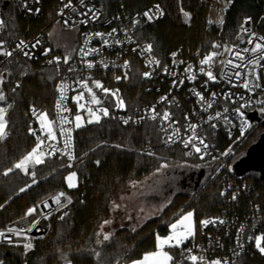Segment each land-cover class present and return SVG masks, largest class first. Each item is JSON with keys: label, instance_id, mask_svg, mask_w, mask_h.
<instances>
[{"label": "trees", "instance_id": "1", "mask_svg": "<svg viewBox=\"0 0 264 264\" xmlns=\"http://www.w3.org/2000/svg\"><path fill=\"white\" fill-rule=\"evenodd\" d=\"M6 2L8 6L4 8V13L7 25L2 39L7 45H11L17 37L30 36L42 29L48 31L54 25L55 0L47 1L45 14L36 20L18 16L12 0H0L1 5ZM106 2L112 9L120 8L131 13L152 3H159L163 7L165 15L162 20L154 25L140 27L138 31L141 42L151 44L155 55L163 60H167L168 55L178 49H182L186 56H193L196 53H209L213 50L212 45L219 41L233 42L239 26L248 16L256 24L259 23L258 27L264 33V20H260L264 16V0H230L222 30L215 25L218 7L209 0ZM185 12L189 13L190 19L185 17ZM55 54L61 53L50 50L48 56L36 61L14 56L3 69L8 71V78L1 85L7 99L0 102V107L7 104L12 107L6 117L10 136L0 142V229L24 215L29 207L55 190L69 192L73 203L65 212L51 218V231L47 238L26 254L23 247L0 245V261L5 264H20L22 261L26 264L129 263L143 255L145 245L152 243L156 233L166 235L169 222L188 209L194 211L196 227L204 218L221 211V174H216L214 162L203 158L214 167L192 195L175 196L160 216L147 221L135 231L118 228L108 240L100 238V228L111 218V200L120 186L130 180L142 179L158 169L164 161L184 158L180 150L160 146L159 132L153 124L124 126L114 113L101 117L98 123L74 129L75 159L69 161L60 156H45L44 163L29 169L28 174L15 169L4 175L38 142L30 132V129L36 128V123L32 122L31 108L40 114L46 113L53 121L60 74L56 66L48 64L47 60ZM139 63L138 58L134 57L131 79L122 86L129 108L150 103L153 99L146 92ZM256 123L248 139L240 147H235L230 163L245 158L248 150L260 140L263 130L259 129L261 126L263 128V120ZM147 146L155 148L146 149ZM196 159L199 158H189ZM33 172L35 176L31 175ZM72 172L76 173L78 184L68 189L66 178ZM230 174L255 186L264 216V179L255 171L241 177ZM33 180L36 182L33 183ZM27 185L31 186L20 192V188ZM61 216L64 218L60 219ZM172 252L175 254L174 248ZM236 264H264V257L255 250L253 254L241 256Z\"/></svg>", "mask_w": 264, "mask_h": 264}, {"label": "built area", "instance_id": "2", "mask_svg": "<svg viewBox=\"0 0 264 264\" xmlns=\"http://www.w3.org/2000/svg\"><path fill=\"white\" fill-rule=\"evenodd\" d=\"M47 1L49 0H12V3L14 11L18 16L36 20L45 14ZM68 3L69 0H55L53 23L63 30L77 32V48L75 54L70 57L67 64L63 62L64 56L61 54H55L47 60L48 64L56 66L60 74L56 87L57 94L53 116V125L58 143L46 139L47 132L41 129L38 123L40 113L36 110V114L34 115L32 111L34 108H31L32 122L36 123L35 131L37 135H40L45 140V144L41 145L40 150L46 153V157L60 156L68 160L67 156H63L60 153L51 156L47 155V145L49 143H57V147L63 148V138L60 137V118L67 116L70 120H73L75 113L77 114L78 104L73 98L78 93L84 92V99L80 103H86V101L90 100L89 94L78 83L80 80H86L89 87L93 88L97 97L102 101L101 105H91L93 110L97 107L108 108L109 114H116L118 120L124 126L153 124L159 132L160 146L165 149H178L188 158L201 157L204 152L202 145H198L202 148V153H196L192 149L191 144L188 148H185L181 142L182 139L191 135V131L187 130L189 124H195L197 125V136L203 138L204 142L209 145L206 150L207 154H203V158L214 162L216 174H221V211L203 220H223L224 223L220 224L217 222L209 224L207 227H203L199 223L194 237L183 243L180 248L174 247L175 254L172 264H191L190 261L184 258L187 255L184 251L186 249H192V254L203 255L206 261L219 259L221 264H224L225 261H227V264H236L241 256L253 254L255 250L258 251L254 240H250L248 237L264 234V216L260 195L254 185L231 176L229 160H231L235 152V147H240L254 130V127L242 125L234 109L240 107L241 104L247 103L248 106L243 111L250 124L252 120L249 118V113L260 111L264 106V60H261L260 66L255 68V72L261 75V79L258 81L261 87L254 88L252 91L245 89L242 84L243 80L247 78L250 81L249 87L252 88L257 83L254 76H242L241 80L237 81L235 76L232 75L237 69H232L230 66L225 68L221 64V61L232 59L236 51L242 52L245 57V61L243 62L245 64L254 55H259V53L243 52L244 49L253 47L252 44L248 43L249 39L259 42L258 38L264 37V33L258 27L259 23L256 24L249 16L245 17L239 26L238 33L233 42L219 41L216 43L221 45V47L213 48L209 52L215 51L220 53V55L215 57L214 63L211 65V70L217 76V80L213 82L208 81L207 76L200 72V61L209 53H196L193 56H186L182 49H178L170 53L167 60H163L155 55L153 48L150 53L144 51L145 46L148 44L141 42L138 31L140 27L154 25L163 19L165 12L159 3H152L134 13L126 12L120 8L112 9L106 0H83V3H81V0H71V6L65 8L64 5ZM155 5L160 6L163 15L154 18L152 21H148L143 14L149 9H154ZM225 7H221L223 23L217 25L221 30L223 29L227 10ZM36 9L40 10L39 13L36 12ZM89 9L92 11L90 12ZM93 13H95V18H93ZM246 18H250V21L244 24ZM0 20L3 21V26L0 27V41L3 42V47L12 51L15 49L16 44L23 40L28 45L24 51L31 53V58L26 57L20 50H15L11 57L0 55V73H3L4 80H6L8 78V71H4L3 69L14 56H19L23 60L36 61L48 56L50 51L47 52V55L44 54L45 50L49 49L47 31L45 29L30 36L17 37L11 45H7L5 40L2 39L7 25V16L1 4ZM260 20H264V16ZM133 21H139V23L133 25ZM242 25L248 29L247 33L242 31ZM113 29L116 30L115 33H113ZM96 33L103 35L97 36L95 35ZM109 33H112V35H109ZM251 33H255V37H252ZM105 39L108 40V45L103 43ZM116 40L121 41V43L116 44ZM37 41H40V43L36 44ZM33 44H36L35 48L32 47ZM88 48L99 49V52L82 57L81 49L87 50ZM225 48L231 51L225 52ZM173 53H176L175 57L172 56ZM55 57H60L59 63L55 62ZM134 57H137L140 61L142 78L146 83V92L153 99L150 103L129 108L124 98L122 86L131 79V73L134 68ZM152 57L158 59L160 64H149L148 60ZM85 60L93 62L94 67L88 69L83 62ZM49 61H53V63H49ZM101 61L106 63L108 67L105 68ZM125 61L128 62L127 69L122 67ZM236 63H241V61L237 60ZM189 65H191V73L185 72V69ZM203 67L207 70L209 66L205 65ZM70 68L72 69L71 71L69 70ZM165 68L168 69V72L164 71ZM251 69L252 66L248 65L247 68L238 70L244 73ZM125 72L127 73L126 79L124 78ZM145 72H150L151 76L145 78L143 76ZM222 72L224 73L223 76H221ZM172 73H175V75H172ZM190 74L195 75L194 80L187 79ZM117 76H120L121 79L116 80ZM93 81H99L104 88L113 91L118 89V95L124 100L125 107L123 109L117 107L116 98L111 95H105L101 89L95 88ZM174 81L176 82L175 86H173ZM180 81H183V83L181 84ZM61 85L64 86L65 97L61 106L68 109L69 111L67 112H60L57 109V102L60 101L61 97ZM196 92L203 95L204 101H201L195 95ZM212 93L216 94L215 97L212 96ZM162 97H166V99L161 100ZM207 102L212 103L211 108H207ZM153 107H155V113L150 111ZM165 111L171 114L170 121H161L159 116L155 120L151 119L152 115H162ZM218 112L220 113L219 117L216 116ZM81 113L84 115L87 111L80 110L79 114ZM101 117H103L102 114ZM209 117H212V119L209 120ZM124 119H129V123L124 124ZM172 121L176 123H172ZM64 127L73 128L72 154L74 155V121L72 124L64 125ZM176 128L180 129L179 138L173 137L175 142L165 143L167 137ZM242 128L244 132L243 136H241ZM9 136L10 134L8 133L7 137L0 140V142L7 140ZM194 142L198 144V141ZM154 148V146H147L146 149L153 150ZM189 152L191 154L186 155ZM225 152L229 154L222 155ZM60 192H64L66 197L71 198L72 202L70 204L67 203L65 198H61L62 202L66 204L65 207H59L52 202L51 198ZM233 195L236 196L235 200L232 199ZM46 200L51 207L44 208L43 202ZM72 203V196L63 189L55 190L44 196L35 203V205H40L34 214L35 219L39 220V224L31 232L25 233V235L20 237L13 236L14 243H9L0 238V245L23 247V244L30 240L33 247L27 252L31 251L38 242L45 240L49 235L51 231V218L65 212ZM42 213L48 214L47 218ZM24 215L13 219L5 227L1 228L0 231L6 232L9 227H28L33 217L23 219ZM241 229L243 230L241 231ZM0 264H5V262L0 261ZM20 264L26 263L22 261Z\"/></svg>", "mask_w": 264, "mask_h": 264}, {"label": "snow or ice", "instance_id": "3", "mask_svg": "<svg viewBox=\"0 0 264 264\" xmlns=\"http://www.w3.org/2000/svg\"><path fill=\"white\" fill-rule=\"evenodd\" d=\"M81 3H83V0H81ZM70 6H71V0H69L68 4L64 5L65 8L70 7ZM39 11H40L39 9H36L37 13H39ZM89 11L91 12L92 10L89 9ZM143 15H144V17L147 18L148 21H152L154 18H158V16L163 15V11L160 9L159 5H155L154 9H149L148 11L144 12ZM184 15H185V17H189V13H187V12H185ZM93 18H95V13H93ZM249 21H250V18H246L244 21V24L249 23ZM218 22L223 23V20L220 19ZM137 23H139V21H133V25H135ZM2 26H3V21L0 20V27H2ZM241 27H242L243 32H245V33L248 32V29L245 28L243 25ZM115 31L116 30L113 29V33H115ZM95 35L102 36L103 34L96 33ZM109 35H112V33H109ZM250 35L252 37H255V33H251ZM258 41L259 42H255L253 39H249L248 43L252 44L253 47L250 49H244L243 50V52H250L252 54L259 53V55H254L253 58L248 59L247 64L243 63L245 61V57L242 54V52H240V51H236L234 53L232 59H228L226 61H221V64L225 68L230 66L232 69H237L236 71H234L232 73V75L235 76L237 81L241 80L242 76H244V77L254 76L255 77V80L257 81V83H255L252 88L249 87V84H250L249 79L245 78L243 80L242 86L245 89H248L249 91H252L254 88L261 87V85L258 83V81L261 79V75L255 72V68L257 66H260L261 60H264V37H259ZM39 43H40V41L36 42V44H39ZM103 43L105 45H108L109 42H108V40L105 39L103 41ZM115 43L120 44L121 41L116 40ZM36 44H33L32 47L35 48ZM27 47H28V45L23 40H21L18 44H16L15 49H13L12 51H9L3 47V42L0 41V55H3L5 57H11L15 50H20L21 52H23V54L26 57L31 58V53L28 51H24V49ZM212 47L214 49L220 48L221 45L213 44ZM224 50H225V52L231 51L228 48H225ZM48 51H50V49L45 50L44 54L47 55ZM144 51L150 53L152 51V45L151 44L146 45ZM98 52H99V49H94V48H88L87 50L81 49L82 57H87L88 55H90L92 53H98ZM218 55H220V53L213 51V52L209 53L208 55H206L200 61V64H201L200 72L204 73L207 76L208 81L215 82L217 80V76L214 75L213 71L211 70V65H212V63H214V59ZM172 56L175 57L176 53H173ZM69 59H70V57L68 55H66L63 58V62L65 64H67L69 62ZM54 60H55V62L59 63L60 57H55ZM237 60L241 61V63H236ZM83 62L85 63V65L88 69H91L94 67L93 62H91V61L85 60ZM49 63H53V61H49ZM101 63L103 64V66L105 68L108 67V65L106 63H103V61H101ZM148 63L149 64L154 63L156 65H159L160 61L158 59H156L155 57H152L151 59L148 60ZM174 63H175V60H174ZM205 65L209 66L207 70L205 69V67H203ZM248 65L252 66L251 70H248L244 73H242L241 71L238 70L241 68H247ZM122 67L127 69L128 68V62L125 61L124 65ZM69 70L71 71L72 69L70 68ZM164 71L168 72V69L165 68ZM185 72L191 73V65H189V67L185 69ZM172 75H175V73H172ZM223 75H224V73L222 72L221 76H223ZM143 76L145 78H149L151 76V73L145 72V73H143ZM124 78L125 79L127 78L126 72H125ZM120 79H121L120 76L116 77V80H120ZM187 79L194 80L195 75L190 74L187 77ZM3 83H4V75H3V73H0V85H3ZM78 83L80 84L81 88H83L89 94L90 100L86 101V103H80V101L84 99V92L78 93V95L73 98L78 104L77 114L74 117L75 128H80L82 126L83 117L79 114L80 110H86L87 113L89 114L90 118L87 120V123H93V122L98 123L101 119V114L104 117L109 116L108 108L97 107L95 110H93V108L91 107V105H101L102 101L97 97L96 93L93 91V88L89 87L87 81L86 80H80ZM175 83L176 82L174 81L173 86H175ZM180 83L182 84L183 81H180ZM93 85L95 88L101 89L105 95H111L112 97H115L117 107H119L121 109H123L125 107L124 100L122 98H120L118 95V93H119L118 89L113 91V90L104 88L103 85L101 84V82H99V81H93ZM13 91H15V89H13ZM60 92H61V97H60V101L57 102V109L60 112H67L69 110L66 108H63L61 106L62 101L65 98L63 85L60 86ZM195 95H197L201 101H204V97L201 93L196 92ZM215 95H216L215 93H212L213 97H215ZM6 99H7L6 95L4 94V92L2 90H0V102H5ZM165 99H166V97L161 98V100H165ZM247 106H248L247 103L241 104L240 107L234 109V111L237 114V116L240 118L242 125L250 127L251 125L249 124L247 118L245 117L244 111H243V109ZM11 107H12L11 104H7V106H5V107H0V140L5 139L8 135V133H7L8 120L6 119V117H7L8 110ZM211 107H212V103L207 102V108H211ZM32 111H33V114L35 115L36 110L33 109ZM150 111L155 113V107H153ZM225 111H227V109H225ZM261 112L264 113V108H261ZM158 116L161 119V121H170L171 114L169 112L165 111L162 113V115L161 114L152 115L151 119L155 120V119H157ZM216 116L219 117L220 113L218 112L216 114ZM38 119L40 121V128L43 130H46V132H47L46 139L48 141H56L58 143L56 132L53 128L54 122L47 119L46 113H41L38 116ZM186 119H187V117H186ZM211 119H212V117H209V120H211ZM72 123H73V120H70L67 116H62L60 118V137L63 138V148L57 147V143H49L47 145V148H48L47 155L51 156V155H55L56 153H60L63 156H67L69 161L75 159L74 155L72 154V132H73V128L72 127H64V125L72 124ZM123 123L128 124L129 119H124ZM172 123H176V122L172 121ZM213 127H215V126L213 125ZM196 128H197V125L189 124L187 130L191 131V135L188 136L187 138L182 139L181 142L183 143L185 148H188L189 145L191 144L192 149H194V151L196 153H202V148L200 146H198V145H202L203 150H204L203 154H207L206 150L208 149L209 145L204 142L203 138L197 136ZM30 132L32 135L36 136V139L38 141L36 146L29 153H27V155H25L17 163H15L11 168H8L3 173L4 175H8L9 173L14 171L15 169H19V170L23 171L25 174H28V166L30 164L35 166V165H40V164L44 163V156L46 153L40 149H41V145L45 144V140L42 139L40 135H37L35 130L30 129ZM179 133H180V129L176 128L173 131V133L167 137V140L165 141V143L175 142L173 137L179 138ZM243 134H244V132H243V128H242L241 136H243ZM194 141H198V144L195 143ZM152 154L153 153H149V155H152ZM190 154H191L190 152L186 153V155H190ZM203 154H202L201 158H203ZM228 154H229L228 152H225L222 155H228ZM213 158L215 159V157H213ZM96 163L99 164V161H97ZM165 167H167L166 164L161 165V168H165ZM158 171H159V169H158ZM31 175L35 176V173L34 172L31 173ZM66 179H67L69 188L76 187V183H75L76 173L75 172L70 173ZM35 182L36 181L33 180V183H35ZM30 186L31 185H27L25 187L20 188V192L26 191L27 187H30ZM221 195H223V193H221ZM61 198H65L67 200V203H69V204L72 202L71 198L66 197V194L64 192L58 193L56 196L52 197L51 199H52V202L54 204H56L57 206L65 207L66 204H64L62 202ZM232 199L235 200L236 196L233 195ZM43 206H44V208L51 207V205L48 203L47 200L43 202ZM0 207H2V205H0ZM39 207H40V205H34L33 207H29L27 209V211L25 212L23 219H27L28 217H33V219L29 222L28 227H26V228L9 227L6 230V232L0 231V238L8 241L9 243H14L13 238H12L13 236L20 237L22 235H25V233H27V232H31L32 229L35 228L39 224V220L35 219V217H34V214L37 212ZM116 207H119V205H116ZM42 214L45 215V218H47L48 214H45V213H42ZM64 215H67V213H64ZM63 218H64V216L60 217V219H63ZM217 222H219L220 224L224 223L223 220H219V221H217V220H202V221H200V223L203 227H207L209 224H215ZM105 223H110V222L105 221ZM170 229H171V234L168 235L167 237H165V238H160L159 236L157 237V251L156 252L145 255V257L143 258V261H135V262H133V264H172V262L174 261V257L172 255H170L169 252L164 251V247L168 246V247L180 248L185 241L194 237L195 229H194V223H193V213L188 212L187 214L182 215L175 223H172L170 225ZM242 230L243 229H241V231ZM9 234H11V235H9ZM25 238L28 239L27 237H25ZM103 239L108 240L109 234H105ZM248 239L254 240L255 247L259 250V252L261 254H264V234L255 235L254 237H248ZM23 247L25 249V254H26L27 251L33 247V245L29 240V242L23 244ZM184 251L187 253V255L184 258L187 261H190L191 264H221V261L219 259L212 260V261H206L205 257L203 255L192 254V249H186ZM97 256H99V253H97ZM224 264H227V261H225Z\"/></svg>", "mask_w": 264, "mask_h": 264}, {"label": "rangeland", "instance_id": "4", "mask_svg": "<svg viewBox=\"0 0 264 264\" xmlns=\"http://www.w3.org/2000/svg\"><path fill=\"white\" fill-rule=\"evenodd\" d=\"M209 2L215 3L216 6L218 7V17L215 22V25L217 26L220 24L218 21L222 19L221 7L226 6L225 8H228L230 5V0H209ZM186 18L190 19V16ZM47 39L49 42V49L59 51L64 57L66 55L72 57L76 52L77 32L75 31L63 30L57 24H54L53 26H50L48 28ZM0 90H2L1 85H0ZM262 108H264V106ZM80 115L83 117L81 127L85 126L86 124H91V123H87V120L90 118L88 113L84 115L81 113ZM260 115L262 117V120L264 121V113L261 112V109H260ZM47 119L52 121L48 116ZM38 123L40 125L39 120ZM250 125L251 127H254L257 125V123L256 121H250ZM74 126H75V122H74ZM262 130H263L262 133L263 135L264 126L263 128L261 126V128L259 129V131ZM259 142L260 141H258L254 145L257 146ZM254 145H253V149L251 150L249 149V151L247 152L248 157L252 156V154L253 155L255 154L256 157H260V151L258 149H255L256 147H254ZM198 158H199L198 160L197 159L189 160V158L184 155L183 159H177L176 161H164L161 163V165L166 164L167 167L161 168L160 165L158 168L159 171L158 169H156L155 171L151 172L142 179L130 180L125 184H123L122 186H120L111 200V204L119 205V207L115 206L116 207L115 218H113L110 221V223H105L103 226H101L99 231V237L103 238L105 234H109L110 236L121 223V221L118 220L117 216H119L120 214L126 215L132 213V211H128V209L134 210L133 213L138 214L137 216L140 222L137 228H140L147 221L160 216L164 212V210L168 207V205L171 203V201L175 198V196L179 194L192 195L195 192L196 187L205 178H207L210 175L214 167L213 164L209 163L203 158L201 157ZM240 161L241 159L237 161H232L230 163L229 166L231 173L236 172L235 169L236 167L237 168L239 167V169L241 170L239 164ZM256 162L258 164H263V161L261 163L260 160ZM35 166L30 164L28 166V170ZM77 181L78 180L76 178L75 183H77ZM68 189H73V188L68 187ZM122 202H124L123 207L121 206ZM122 208L125 211H121ZM188 212L193 213V223L196 234L197 227H196V219H195L194 211L192 209H188L182 215L187 214ZM181 216L169 222L168 233L166 235H161L160 233H156L152 243L150 242L149 244L145 245L146 247L143 251V255L135 261H143L145 255L156 252L157 237L159 236L160 238H165L168 235H170L171 234L170 225L172 223H175ZM172 248L174 247L165 246L164 251H167L170 254V249ZM261 256L264 257V254H261ZM135 261L129 262L127 264H133V262ZM123 264H126V262H124Z\"/></svg>", "mask_w": 264, "mask_h": 264}, {"label": "water", "instance_id": "5", "mask_svg": "<svg viewBox=\"0 0 264 264\" xmlns=\"http://www.w3.org/2000/svg\"><path fill=\"white\" fill-rule=\"evenodd\" d=\"M8 5V3H5L3 5V8H6ZM249 118L252 120V121H256V122H261L262 121V117L260 115V111H252L249 113ZM263 126H264V122H263ZM260 142L256 145H254V147H256L255 149H258L260 151V157H256L255 154L250 157H248V154H246L245 158L241 159L240 161V168L241 170L239 169V167L235 168L236 169V172L235 174L237 176H242L248 172H251V171H255V172H261L262 171V176L261 178L264 179V134L261 136ZM253 149V146L250 148V150ZM249 151V150H248ZM260 158V159H258ZM260 160V162L262 163L263 161V164H258L256 161Z\"/></svg>", "mask_w": 264, "mask_h": 264}, {"label": "crops", "instance_id": "6", "mask_svg": "<svg viewBox=\"0 0 264 264\" xmlns=\"http://www.w3.org/2000/svg\"><path fill=\"white\" fill-rule=\"evenodd\" d=\"M54 126V125H53ZM55 130V129H54ZM68 177V176H67ZM76 178H77V176H76ZM68 183V182H67ZM77 184H78V181H77V183H76V186H77ZM75 188V187H74ZM111 205H113V206H111L112 207V214H111V218H110V220H109V222L113 219V218H115V211H116V205H114V204H111ZM121 206L123 207L124 206V202H122L121 203ZM121 211H125L123 208L121 209ZM128 211H132V213H130V214H126V215H124V214H120L119 216H117L118 217V220H120L121 221V225L119 224V226L117 227V229L118 228H130V229H132V230H137V227H138V224H139V218H138V214L137 213H133V211L134 210H130V209H128ZM173 249V248H172ZM172 249H170V254L174 257V252H172ZM120 264H123V263H120ZM127 264V263H126Z\"/></svg>", "mask_w": 264, "mask_h": 264}, {"label": "flooded vegetation", "instance_id": "7", "mask_svg": "<svg viewBox=\"0 0 264 264\" xmlns=\"http://www.w3.org/2000/svg\"><path fill=\"white\" fill-rule=\"evenodd\" d=\"M263 122H264V121H263ZM258 174L261 175V176L263 175V174H262V171H261V172H258Z\"/></svg>", "mask_w": 264, "mask_h": 264}]
</instances>
